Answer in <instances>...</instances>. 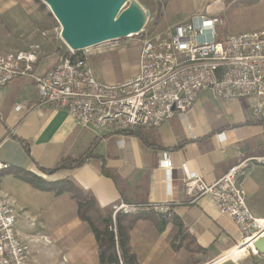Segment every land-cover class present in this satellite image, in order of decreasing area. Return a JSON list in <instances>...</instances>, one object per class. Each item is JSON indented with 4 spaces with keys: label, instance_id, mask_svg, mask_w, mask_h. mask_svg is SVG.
<instances>
[{
    "label": "crops",
    "instance_id": "0c3cea01",
    "mask_svg": "<svg viewBox=\"0 0 264 264\" xmlns=\"http://www.w3.org/2000/svg\"><path fill=\"white\" fill-rule=\"evenodd\" d=\"M37 16L30 0H0V25L5 34L0 36V50L23 51L39 44L42 57L50 53L53 43ZM65 45L59 42L55 51L60 47L65 51ZM138 70L137 66L130 79ZM199 99L189 113L176 115L157 129H141L144 141L111 127H82L67 110L41 106L32 81L16 79L0 88V163L50 182L72 180L103 211H113L123 203L170 204L169 214L139 220L132 229L130 246L139 264H264L248 255L234 257L241 251L231 256L243 239L235 220L221 214L209 197L191 203L183 187V166L212 184L242 162L264 158V125H244L255 121V102L245 100L251 106L249 113L239 107L244 100H217L221 105L210 116L201 109ZM238 124L243 125L233 127ZM96 139L95 154L100 159L53 175L40 171L81 156ZM164 153L173 162L170 172L161 167ZM242 185L251 212L264 220V166L251 162ZM0 192L16 208L17 230L32 250L30 264H37L36 255L42 251L50 264H101L96 238L78 216L70 194L42 192L3 173ZM40 222L45 229L36 231L34 225Z\"/></svg>",
    "mask_w": 264,
    "mask_h": 264
},
{
    "label": "built area",
    "instance_id": "2783aa9c",
    "mask_svg": "<svg viewBox=\"0 0 264 264\" xmlns=\"http://www.w3.org/2000/svg\"><path fill=\"white\" fill-rule=\"evenodd\" d=\"M222 26L218 17L197 15L156 33L143 29L138 73L122 83L99 80L88 60L69 48V56L44 74L37 71L40 45L9 53L0 50V88L16 79H29L41 106L67 110L82 127H111L119 134L157 129L176 115L189 113L204 92L219 100H253L254 120H264V32L226 35ZM251 162L264 166V158L244 161L212 184L183 166V187L191 203L209 197L221 214L235 220L243 239L234 250L244 246L246 250L237 257L248 255L264 263V253L254 246L264 238V220L251 212L242 185ZM161 167L173 169L168 153L163 154ZM9 168L0 163V173ZM170 211L168 203H123L112 212L115 222L120 214ZM17 218L14 204L0 192V264H30L31 246L20 236Z\"/></svg>",
    "mask_w": 264,
    "mask_h": 264
},
{
    "label": "rangeland",
    "instance_id": "374dc122",
    "mask_svg": "<svg viewBox=\"0 0 264 264\" xmlns=\"http://www.w3.org/2000/svg\"><path fill=\"white\" fill-rule=\"evenodd\" d=\"M30 1L38 12V23L46 25L44 26L46 27L45 33L47 32V37L51 38L53 43L52 47L48 49L50 53L44 54L40 63V71L43 73L39 71L38 73L44 74V71L50 69L61 56L60 53L55 51L54 45L59 42L62 44L63 40L60 36L62 29L47 5L38 4L35 0ZM136 1L140 2L149 11L144 27L146 32L149 33H156L171 26L189 22L197 15L220 18L223 21L222 29L224 33L230 35L254 31L264 32V0H132L126 5V8H129ZM38 34L42 35V32ZM3 35L5 34L2 25H0V36ZM142 41L143 34H140L107 42L77 52V54L78 57L88 60L89 67L101 81L122 83L132 77L139 64ZM63 48L65 52H68L66 45ZM217 100L219 101L212 94L203 93L199 99V104L201 109L203 108L210 116H214L213 108L221 105ZM239 107L247 112L251 110V106L245 100L241 101ZM34 226L36 231L45 229L41 222L36 223ZM36 258L38 259L37 264H50L45 251L38 252Z\"/></svg>",
    "mask_w": 264,
    "mask_h": 264
},
{
    "label": "trees",
    "instance_id": "16d2710c",
    "mask_svg": "<svg viewBox=\"0 0 264 264\" xmlns=\"http://www.w3.org/2000/svg\"><path fill=\"white\" fill-rule=\"evenodd\" d=\"M38 4L45 5L42 0H35ZM146 12L140 2L136 1ZM57 53L62 57L69 56V53L58 49ZM76 56L78 54L76 53ZM264 125V120H255L247 122L244 125ZM238 124L233 127H240ZM223 130H217L216 133ZM141 129L123 133L126 136L141 138L145 141ZM215 133V132H214ZM99 140H95L87 151L77 158H68L61 160L54 168L44 169L40 171L44 175H53L61 170L80 168L90 159H100L96 156L95 149ZM25 145V143H24ZM27 146V145H26ZM12 174L17 179L31 185L35 189L42 192H53L56 196L68 193L72 199L76 201L78 206V216L82 221L88 224L91 232L94 234L99 247V260L101 264H139L136 255L130 246V233L136 223L142 219H149L156 214H139V215H118L116 221H113L112 210L103 211L97 205L95 199L87 194L72 180H63L58 182H50L43 177L38 176L25 169L15 168L1 172L0 174ZM116 230V232H115Z\"/></svg>",
    "mask_w": 264,
    "mask_h": 264
},
{
    "label": "water",
    "instance_id": "95a60500",
    "mask_svg": "<svg viewBox=\"0 0 264 264\" xmlns=\"http://www.w3.org/2000/svg\"><path fill=\"white\" fill-rule=\"evenodd\" d=\"M61 25V38L74 52L139 35L149 12L132 0H42ZM264 253V238L254 244Z\"/></svg>",
    "mask_w": 264,
    "mask_h": 264
},
{
    "label": "bare ground",
    "instance_id": "6f19581e",
    "mask_svg": "<svg viewBox=\"0 0 264 264\" xmlns=\"http://www.w3.org/2000/svg\"><path fill=\"white\" fill-rule=\"evenodd\" d=\"M237 251H241V253H245V252H246V250H245V246L242 247V248H240V250H239V249L235 250L234 252H237ZM233 254H234V253H233ZM233 254H230V255L233 256ZM238 255H239V254H238ZM238 255H236V256H234V257H237Z\"/></svg>",
    "mask_w": 264,
    "mask_h": 264
}]
</instances>
